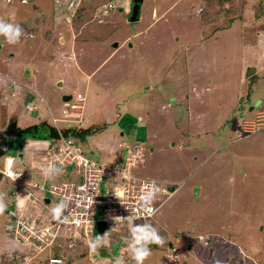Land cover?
I'll list each match as a JSON object with an SVG mask.
<instances>
[{
  "label": "rangeland",
  "instance_id": "rangeland-1",
  "mask_svg": "<svg viewBox=\"0 0 264 264\" xmlns=\"http://www.w3.org/2000/svg\"><path fill=\"white\" fill-rule=\"evenodd\" d=\"M64 1L0 0V19L22 29L14 43L0 35V131L3 119L15 113L20 124L44 126L55 118L60 135L68 138L81 123L67 121L66 98L81 93L84 123L111 115L119 123L93 136V154L75 140L82 151L110 163L123 140L141 144L144 162L135 174L174 190L155 195L153 202L162 205L145 222L165 243L149 244L152 254L144 264H163L169 242L178 249L171 258L177 264H264V130L241 127L264 108V0H140L136 22L125 16L132 0ZM125 124L132 127L120 130ZM53 143L45 136L17 135L5 155L14 159L23 152V164L14 159L12 167L28 177L35 172L47 185L42 172ZM13 188L2 175L0 264H48L50 251L30 252L5 226ZM37 195L39 207L61 206L46 193ZM128 225L106 228L123 230V236L111 245L104 238L113 251L105 262L86 242L89 236L61 226L62 264H135L133 248L139 245L131 241ZM71 239L76 248L85 246L68 248ZM119 242L128 244L121 257Z\"/></svg>",
  "mask_w": 264,
  "mask_h": 264
},
{
  "label": "built area",
  "instance_id": "built-area-1",
  "mask_svg": "<svg viewBox=\"0 0 264 264\" xmlns=\"http://www.w3.org/2000/svg\"><path fill=\"white\" fill-rule=\"evenodd\" d=\"M18 1L24 4L29 0L27 2ZM84 101L85 96L81 93L70 97L68 100L70 103L68 104L69 118L81 120ZM52 121L54 124L57 122L55 118H52ZM248 126L251 130L254 129L253 131L264 130V109L258 110L253 118L242 122L243 131H246L245 128ZM56 130L59 139L53 140V145L48 147L49 160L45 171L49 176L47 185L42 182H26L21 171L12 169L13 158L10 156L5 158L4 166L0 170L2 175L10 178L25 193L26 198L32 197L34 201H37V205L29 209L14 191L10 199L15 206L7 210L8 220L5 226L12 240L30 252L38 254L45 250H52L58 243L57 241L61 239L59 235L61 226L71 227L73 230L71 233L83 237L89 236L90 240L98 223L109 227L116 223H141L152 218L154 215L147 216L144 213L143 202L140 200L142 191H147L145 185L153 188L151 206L156 210L155 213L162 205V201L153 202L156 193L160 191L166 196L171 194L166 186H159L155 180L135 174V169L144 162V147L141 144H126L123 159L108 166L86 155L74 139L62 137L57 128ZM66 167L72 168L73 179L68 177L72 174L67 171ZM9 172L15 175L14 179L8 175ZM106 173L114 175L116 179L108 182L110 175ZM103 182H108L105 187L102 186ZM27 185L46 190L48 195L61 203V206L52 208L50 205L42 204V207H39L40 199L33 196ZM74 245L73 239L68 240V248ZM174 251L172 249L168 254L166 264L178 263L171 259ZM54 261L63 263L60 257L48 258L49 264H54Z\"/></svg>",
  "mask_w": 264,
  "mask_h": 264
},
{
  "label": "crops",
  "instance_id": "crops-1",
  "mask_svg": "<svg viewBox=\"0 0 264 264\" xmlns=\"http://www.w3.org/2000/svg\"><path fill=\"white\" fill-rule=\"evenodd\" d=\"M146 88H141V91L142 90H145ZM135 93H141L140 92V90L139 91H137V92H135ZM120 94V93H119ZM134 93H131V95H133ZM120 96V95H119ZM31 97H32V93H31ZM123 99H125V97L123 98ZM133 99V98H132ZM4 102L5 101V99H0V102H2V101ZM130 100V99H129ZM21 102H19L18 104L16 103V104H14L13 106H12V108H13V110L14 109H17V107L19 106V104H20ZM114 104V103H113ZM34 105V104H33ZM113 107H115V108H117V106L114 104V105H112ZM128 106V105H127ZM261 106V105H260ZM34 109H35V111L37 110V107L36 106H34ZM252 110H254V107H251V110L250 111H252ZM258 110H256L253 114H255L256 112H257ZM14 114V115H13ZM13 114H10L9 116L7 115L4 119H3V121L4 122H6L5 123V127H4V129L6 128V127H8V126H10V125H14L18 130H21L22 129V127H23V129H28L29 127H31V126H34L35 124L34 123H32L31 121L30 122H27V123H22V124H20V122L18 121V119H17V117L15 116V113H13ZM69 117V116H68ZM115 117L114 115H111V118H109V117H106V118H104V126H102L100 129H96L95 130V135L96 134H101V133H103V132H106V131H112V129H116L115 127H112V124H115L116 125V127H118L119 128V123H117L116 122V120H115V122H113L112 123V119ZM126 117V116H125ZM252 117H253V115H252ZM251 117V118H252ZM70 119V121L69 122H71V123H73V124H76V123H81V125L79 126V128L77 127V131L76 132H82L83 130H88V129H90V128H92L93 127V125L95 124V122L96 121H93L92 119H90L88 122H85L84 123V118H82L80 121L79 120H77L76 119V121L74 122L73 120H72V118L70 117L69 118ZM128 119V118H127ZM139 122V126H141V123L142 122H140V121H138ZM84 123V124H83ZM83 125V126H82ZM127 125H129V126H127ZM125 124V125H123L121 128H120V130H125L126 128H128V127H132V125L131 124ZM105 127V128H104ZM117 128V129H118ZM82 129V130H81ZM1 130V129H0ZM81 130V131H80ZM120 130H118V132L120 131ZM127 130V129H126ZM120 133L124 136V134H126V131H125V133H123V132H121L120 131ZM127 135H129V136H131L129 133H127ZM127 141V140H126ZM125 140H123L122 141V144H121V146H119L120 147V151L117 149V151H116V154H113L114 155V157H113V159H112V155H109L110 157H111V160H110V163L111 164H113V163H115V162H120L122 159H123V156H124V145L125 144H129V143H127ZM92 143H93V137L91 138V140H90V142H89V145H88V152L89 153H91V154H93L94 153V151H93V148H92ZM48 150V149H47ZM88 153V154H89ZM112 154V153H111ZM93 157V156H92ZM93 158H95V157H93ZM15 159V161H17V160H19L20 162H21V164H23V160L21 159H16V158H14ZM113 160V161H112ZM113 162V163H112ZM32 167H33V165H31ZM14 168H16L15 166H14ZM16 169H18V170H20V171H22L23 172V170L22 169H20V168H16ZM28 172H29V170H28ZM40 172H42V171H37V175H39V176H41L42 177V174L40 173ZM43 173V178H46V176H47V174L45 173V171H43L42 172ZM32 179H35V180H32ZM37 178H36V176H35V172L33 173V175L31 174L30 176H29V179H27L26 178V180H28V181H33V182H39V181H37L36 180ZM179 184L180 185H178V187H181L182 186V184H183V182H179ZM174 191V190H173ZM32 192L34 193V195H35V197L36 198H39L40 199V196L39 195H37V193L38 192H41V193H46L47 194V192H46V190H44V189H42V190H38V189H33L32 190ZM195 192L197 193L198 192V188L195 190ZM129 225H128V227H129V229H130V231H129V233H132V235H131V241L132 240H134L135 238H134V235H133V230L135 229V228H137V227H145V226H147V224H146V222L144 221V222H141V223H136V222H129L128 223ZM107 227L104 225V224H102V223H99L98 225H97V228H96V230H95V232L93 233V235L91 236V238H90V240L88 239L86 242L88 243V245H91V244H94V247L95 248H99V250L97 251V249H95L94 250V252L95 253H97V254H99V259H102V260H104L103 262H105V260H107L108 261V259L110 260L111 258H112V254H113V251L111 250V247H110V245H111V241L112 242H115L116 243V238H118L116 235H119V236H123V230H119L118 228H116V230L114 229H112L111 231L110 230H107L106 229ZM125 234V233H124ZM113 235V236H112ZM107 237V239L109 240L110 239V245H107V244H103L102 242L104 241V238H106ZM119 239V238H118ZM129 240V239H128ZM102 244H103V247H105V248H103V249H101V246H102ZM125 242H119V249H118V251H119V253H118V255H117V257H121V254H120V251L122 250H124L125 249V246H128V244H126ZM171 245H173V243H171ZM81 246H85V244H78L77 245V248L75 247V251L76 250H78V249H80L81 248ZM99 246V247H98ZM135 246V245H134ZM83 248V247H82ZM191 248V247H190ZM168 250V249H167ZM167 250L165 251V254H167L166 252H167ZM97 251V252H96ZM109 251V254L107 253ZM126 251V250H125ZM79 252V251H78ZM93 252V251H92ZM94 253V255H96ZM130 254V253H129ZM128 255V253L126 252V254H124V256H127ZM114 256V255H113ZM115 258V257H114ZM116 259H119V258H116ZM103 262H100V263H102L103 264ZM165 262H166V259H165V261H163V264H165ZM96 263V262H95ZM97 264V263H96ZM113 264V263H112Z\"/></svg>",
  "mask_w": 264,
  "mask_h": 264
},
{
  "label": "clouds",
  "instance_id": "clouds-1",
  "mask_svg": "<svg viewBox=\"0 0 264 264\" xmlns=\"http://www.w3.org/2000/svg\"><path fill=\"white\" fill-rule=\"evenodd\" d=\"M5 1L7 3L16 2L18 4H21L18 0H12V1L5 0ZM25 2H27V0H25ZM29 2H30V0L28 1V3ZM28 3H24V4H21V5H27ZM57 3H59V2H57ZM63 3H65V2H63ZM140 18H141V3H140L139 19ZM134 22H136V21H134ZM21 31H22V29H21L20 24H18V23H8V22H5L3 19H0V35H3L6 38L8 43H14L15 40L20 36ZM1 99H4V97L1 98ZM260 109H258V110H260ZM262 109H264V108H262ZM31 111H33V110H31ZM49 124H51V123H49ZM51 141H53V140H51ZM9 156L10 155H5L4 156V160H5L6 157H9ZM10 157H12V156H10ZM15 158L16 159L18 158L17 155H16ZM13 162H14V159L12 160V165H13ZM12 169L18 170V169L14 168V167H12ZM45 170H47L46 166H45ZM22 174L25 177V179L26 178L29 179V177H28V175L26 173L22 172ZM8 175L11 178H13V179L15 178V175L12 172H9ZM1 176H2V173H0V177ZM6 178H8V177H6ZM8 179L12 183H14L10 178H8ZM46 179H47V182H48V179H49L48 174L46 176ZM26 182H33V181L26 180ZM42 183H44V182H42ZM153 183H154V181H153ZM27 186L30 188V191L33 194V196H35L34 193L32 192V190L36 189V188H33V187L29 186V185H27ZM145 188L147 189V191H142V194L140 196V200L143 202L142 206H143L144 213L147 216H151V215H154L155 211H156L151 206V200H152V197H153V188L150 187L149 185H145ZM40 190H42V189H40ZM14 191L17 192L20 201L23 202V204L27 208L32 209V208H34L37 205V203H36L37 201H34V198H32V197L26 198L25 197V193H23V191H21L19 189V187L16 185V188H13L12 191H10L9 196L7 197L6 204L8 205V208L6 210H8L10 207H14L15 206V204H13L11 199H10L11 194ZM171 192H173L172 188H171ZM0 211H2V206H0ZM57 211H58V209H57ZM7 220H8V216H7V211H6V222H7ZM5 225H6V223H5ZM133 235H134V238H135V244L139 245V247H134L133 248V259L135 260V264H144L145 260L148 259L151 256L152 253H151V249L148 247L149 244H156L158 246H163L164 243H165L164 238L159 234L158 230L156 228H152L151 226L137 227V228H135L133 230ZM169 244H170V246H168V250H167V254H166V262H167V256H168L169 253H171L172 249L175 250L174 252H175L176 255H177V252H178L177 251L178 249L173 247V245H171L170 242H169ZM54 247H58V250L56 252L53 249L52 250H47V251H50L52 253V255H53V256H48V258L49 257H59L60 256V255H58V256L54 255V253H57L60 250L59 243H57ZM75 247L76 246H73L72 248L75 249ZM90 247H94V246H90ZM48 258H47V262H48ZM63 259H64V255H63ZM166 262H165V264H166ZM48 264H49V262H48ZM54 264H60V262L59 261H54ZM216 264H220V262L217 261Z\"/></svg>",
  "mask_w": 264,
  "mask_h": 264
},
{
  "label": "water",
  "instance_id": "water-1",
  "mask_svg": "<svg viewBox=\"0 0 264 264\" xmlns=\"http://www.w3.org/2000/svg\"><path fill=\"white\" fill-rule=\"evenodd\" d=\"M140 2H141L140 0H135V2L133 3L131 7L130 12L128 13L127 17L130 22H134L139 19ZM69 98L70 97H67L66 99L68 100ZM102 126H104V118L98 119L92 128L88 130H83L81 133L73 131L75 134L71 133L68 137L74 140H77L78 142L84 143L85 148L88 151V145H89L91 138L96 133L95 130L100 129ZM23 134H25L26 136H35V137L45 136L48 141L59 139V134L56 128L52 124H49V123H44V126L34 125V126L29 127L28 129H22V130H18L12 124L4 131H0V157L7 154L9 150H13L14 144H12L11 141L15 139L17 135L21 136ZM6 140H10V142ZM16 142L18 145H21L20 141H16ZM22 155H23V152H19L17 154V157L21 160ZM53 250L56 252L58 250V247H54Z\"/></svg>",
  "mask_w": 264,
  "mask_h": 264
},
{
  "label": "trees",
  "instance_id": "trees-1",
  "mask_svg": "<svg viewBox=\"0 0 264 264\" xmlns=\"http://www.w3.org/2000/svg\"><path fill=\"white\" fill-rule=\"evenodd\" d=\"M124 150V149H123ZM89 156L90 157H92V155L91 154H89ZM95 159V158H94ZM98 162H101V163H104V164H106V165H108V166H111L112 164L111 163H106V162H104V161H101V160H98V159H96ZM66 169H67V171L69 172V173H71L72 175H69L68 177H71L72 179H73V170H72V168L70 167H66ZM108 174V176L110 175L109 173H106V175ZM107 176V177H108ZM140 177H142V176H140ZM99 224V223H98ZM97 224V225H98ZM96 228H97V226H96ZM96 228H95V230H96ZM148 247H152V246H148ZM54 255L55 256H58L59 254L58 253H54Z\"/></svg>",
  "mask_w": 264,
  "mask_h": 264
},
{
  "label": "flooded vegetation",
  "instance_id": "flooded-vegetation-1",
  "mask_svg": "<svg viewBox=\"0 0 264 264\" xmlns=\"http://www.w3.org/2000/svg\"><path fill=\"white\" fill-rule=\"evenodd\" d=\"M134 2H135V0H132V1H131V3H130V10H131V7H132V5H133ZM130 10H128V12L125 14L126 17L128 16V13L130 12ZM8 127H9V126H8ZM6 128H7V127H6ZM6 128H5V129H6ZM6 141L10 142V140H6ZM11 143L14 144V143H15V139H13V140L11 141ZM0 179H1V177H0Z\"/></svg>",
  "mask_w": 264,
  "mask_h": 264
}]
</instances>
